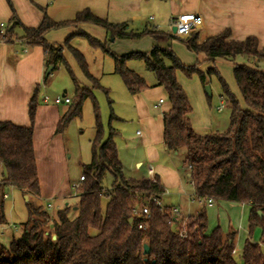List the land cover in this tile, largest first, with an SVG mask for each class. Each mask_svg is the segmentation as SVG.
<instances>
[{
    "label": "trees",
    "instance_id": "16d2710c",
    "mask_svg": "<svg viewBox=\"0 0 264 264\" xmlns=\"http://www.w3.org/2000/svg\"><path fill=\"white\" fill-rule=\"evenodd\" d=\"M84 23L105 29L107 39L101 41L82 30L70 35L64 44L46 39L51 30L78 27ZM17 27L23 29V36L18 35ZM162 34L149 28L132 30L128 23L110 22L88 8L65 21L53 20L44 10L39 26L26 27L12 7L11 18L4 33H0V40L6 44L23 40L21 42L27 49L41 46L45 56L44 80L64 65L74 82L73 97L66 112L60 116L56 131L61 132L73 117L78 116L84 101L91 98L96 135L92 140L91 160L83 165L81 175L84 178L80 181L78 203L59 209L57 219L50 223L48 206L37 199L41 190L33 126L39 105V87L29 102V126L0 120V225L6 223V187H16L31 196V200L26 202L28 218L23 223L22 234L8 246L0 243V264H264L261 249L264 245V69L259 64L264 59V48L259 47L255 36L242 41L231 39L230 29L204 41H199V28L185 38L170 34L171 39L182 41L204 61L212 64L220 59L232 62L235 81L246 104V107L241 105L219 76L223 89L221 98L231 110L229 126L224 132L199 134L191 123L193 108L178 82L177 73L180 71L187 77L198 74L205 81L207 75H218L215 67L204 72L199 68V61L185 64L171 45L162 47L155 44L147 52L121 55L109 47L115 39L150 36L155 41ZM74 35L86 38L91 47L113 57L114 71L122 77L131 94H138L148 85L144 78L128 67L129 60H143L147 69L155 74L157 85L164 87L170 106L163 113L164 145L171 152L184 150L189 179L197 196L211 198L214 202L225 200L249 205V234L256 227L261 230L258 242L246 239L241 263L235 258L236 231L224 233L216 226L206 233L208 217L205 207L187 220L175 216L172 208L157 203L165 191L157 175V182L150 185H147V180L134 182L125 176L112 127L109 136L103 139L99 108L93 93L95 88L101 87L100 82L90 72L84 54L70 45ZM65 48L73 55L91 85L76 77L64 56ZM240 58L253 65L238 62ZM50 67L51 72L47 73ZM63 93L66 95V91ZM114 117L112 113L110 118ZM106 172L113 177L109 189L103 186ZM142 205L149 207L151 215L146 229L138 227V219L133 215V209ZM71 210L77 213L74 217L69 215ZM181 230L186 231L185 237L180 236ZM144 244L149 246L148 253H144Z\"/></svg>",
    "mask_w": 264,
    "mask_h": 264
},
{
    "label": "rangeland",
    "instance_id": "374dc122",
    "mask_svg": "<svg viewBox=\"0 0 264 264\" xmlns=\"http://www.w3.org/2000/svg\"><path fill=\"white\" fill-rule=\"evenodd\" d=\"M144 37L140 39H115L109 43V47L112 52L118 55H121L118 52H147L149 51L146 50L148 49L149 40L146 41ZM175 42L177 45L174 52L180 60L188 65L195 64V62H189L188 53L191 51L186 45L177 39ZM180 48L186 50V55L182 56ZM98 51L103 53L101 50ZM103 54L104 60L101 65L104 75L99 79L101 87L93 90L103 127V139L109 136L112 127L115 132L114 140L118 156L127 178L141 177L147 171L148 165L161 166L165 170V179L172 180L175 172L178 175H182L180 183L169 186L170 195L164 197V202L167 204H179L187 211L195 213L198 204L187 201V193L193 192L194 188L190 179L186 176L187 168L185 169L184 155L166 151L161 141H157L158 139L156 138L158 132L157 123L159 122L155 118H159L163 109L165 110L169 106L164 87L157 85L155 74L147 69L143 60L132 59L128 61V67L144 78L148 87L138 94H131L122 77L114 71L113 57L110 54ZM198 57L199 68L201 70L206 72L208 68L215 67L218 75H207L206 80L202 81L198 74L187 77L184 73L178 71V82L185 90L193 108L191 123L199 134L224 132L229 126L231 110L225 104L224 99L222 100L221 98L223 89L219 76L222 77L241 105L246 107L242 93L235 81L234 65L232 62L222 59L212 64L209 61L202 60L200 56ZM86 60L89 66L90 64L95 66L99 61L91 56ZM238 62H243L250 66L253 65L245 58L238 59ZM259 64L261 69H264V59L259 61ZM75 74L77 75V73ZM206 86L210 87L211 93L206 91ZM65 90L66 95L71 96L74 91V82L66 67L60 65L47 80H43L40 96L47 95L48 101L56 104L55 98L62 96ZM160 98H163L164 102L156 106L155 104ZM222 104L224 106L219 111V107ZM58 105H60L62 111L69 106L68 103ZM146 112L149 117L146 115ZM112 113L115 116L113 119L110 118ZM62 131L65 145V160L67 162V168L66 170L63 169V173L68 174L71 194L68 199L52 201L54 202L53 206L47 207L51 213L50 223L53 219H57V211L63 208L62 204L65 201H69L70 207L78 203L81 185L80 176L83 173V165L89 163L91 160L92 140L96 135L94 106L91 98L84 101L81 113L73 117ZM137 131H141L142 133L137 134ZM137 160L142 161L140 170H136L134 167ZM65 173L63 174V179L58 182V185L63 184V180L65 181ZM112 182L113 177L111 173L106 172L103 186L109 189ZM4 192L7 194L4 198L6 223L0 225V243L8 246L14 238L17 239L21 234L23 223L28 218V211L25 196L19 190L6 187ZM28 200H31V196L29 195ZM105 201L103 204H105ZM206 212L208 217L206 233H210L216 226H219L224 233H228L231 230L236 231L235 258L241 263V251L246 239L254 240L259 238L261 233L260 228L256 227L252 234H249V208L247 205L219 200L215 201L212 207L206 208ZM76 214L72 210L69 212L71 217H74Z\"/></svg>",
    "mask_w": 264,
    "mask_h": 264
},
{
    "label": "crops",
    "instance_id": "0c3cea01",
    "mask_svg": "<svg viewBox=\"0 0 264 264\" xmlns=\"http://www.w3.org/2000/svg\"><path fill=\"white\" fill-rule=\"evenodd\" d=\"M10 4L15 9L21 23L26 27L39 26L44 17V10L53 20L65 21L75 18L78 12L88 8L95 15L108 19L110 22H126L132 30L141 31L149 28L162 32L163 34L155 41L150 36L144 37L146 41L149 40L148 49L146 50H151L155 44H158L162 47L171 45L174 51L177 44L175 42L176 39L170 38L171 32L168 27L170 17L173 14L182 12H194L203 19L202 26L199 28V41H204L209 36L217 35L225 29H230L231 39L242 41L247 37L255 36L258 39L259 47L261 49L264 48V0H0V20L6 25L12 15ZM79 30L101 41L107 39L105 29L90 23H84L78 27L68 26L51 30L46 34V39L52 43L64 44L70 35L77 33ZM16 32L19 36L24 34L23 29L20 27L16 28ZM70 45L80 50L86 59L91 56L99 60L95 66L90 64L89 69L98 80L102 78L104 70L101 64L104 60V54L98 51L101 49L91 47L86 38L78 35H74L71 38ZM25 47L19 41L6 44L0 40V120L29 126L31 124L28 114L29 102L36 87H39L41 94L45 75V56L41 46L28 48V51L24 53L22 50ZM180 49L182 56L186 55V50ZM118 53L125 54L127 52ZM188 54L189 62L196 63L199 61L196 53L191 51ZM64 56L74 74L77 73L78 77L75 74L76 77L79 80L81 77L80 81L90 85V81L84 77L82 72L80 74V68L76 60L66 48L64 49ZM200 58L203 57L200 56ZM71 96L73 97V93ZM71 96L68 97L72 99ZM163 102V98H160L155 105L159 106ZM166 108L165 110L163 109L159 118H155V120L159 122L157 123V141H161L165 150L168 151L163 141V113L170 106ZM67 109L68 107L62 111L60 105L49 102L47 95L39 97V105L33 126V143L41 190L37 199L45 205L50 203L53 206L54 202L52 201L66 200L71 194L68 174L65 172L66 179L62 181L63 184H60L63 186L58 185V182L63 179V169L66 170L67 162L65 160L63 131L57 132L56 130L60 116ZM221 110L222 108L220 109L219 107V111ZM147 112L146 115L149 117ZM192 113L190 118H192ZM149 120L151 121L150 118ZM141 133V131H137V134ZM173 153L184 155V150ZM134 167L136 170H140L142 161H135ZM149 168L153 169L154 174L159 177L161 184L168 192L162 195V206L172 208V213L174 208H178V217L186 219L189 216H196L203 207L206 209L214 205L208 206L205 201L199 200L195 191L187 193V201L198 204L195 213L187 211L179 204L165 203L164 197L170 195L169 186L180 183L183 176L175 172L172 180L165 179V170L161 166L148 165L145 174L141 177L130 179L134 182L146 180L149 175ZM186 168V176L189 178L188 167L185 165ZM12 188L19 190L25 196L27 202L28 194L16 187L12 186ZM68 204L69 201H65L62 206L64 207ZM247 207L250 210V206L247 205ZM22 232L23 228L21 234ZM258 240L259 238H256L253 241L258 242Z\"/></svg>",
    "mask_w": 264,
    "mask_h": 264
},
{
    "label": "built area",
    "instance_id": "2783aa9c",
    "mask_svg": "<svg viewBox=\"0 0 264 264\" xmlns=\"http://www.w3.org/2000/svg\"><path fill=\"white\" fill-rule=\"evenodd\" d=\"M202 23H203V19L199 14L194 13V12H182V13H178V14H173L170 17L169 28H170V32L172 34H174L175 36L186 37L195 29L200 28L202 26ZM6 26L7 25L0 20V33H2V34L4 33ZM173 28H175V31H173ZM21 41H23V40H19V42H21ZM22 51L24 53H26L28 51V49L25 47ZM70 102H71V98L68 96H57L55 98L56 104H61V103H68L69 104ZM223 106L224 105L222 104V106H220V109ZM148 173H149V177L146 179L147 185H150L152 183H156L157 180L155 178V174L153 172V169L149 168ZM83 178L84 177L81 175L80 181L83 180ZM165 193H168V192L165 190L163 194H165ZM145 194H147V193H145ZM196 196H197V194H196ZM197 198L201 201H205L208 206H212L214 204V201L211 198L203 199V198H200L198 196H197ZM157 203L162 206L161 199L158 200ZM47 206L51 207V204L49 203ZM173 214L175 216H177L179 214V209L174 208ZM133 215L138 219V227L140 229H146L148 222L151 218L149 207L147 205L137 206L133 209ZM180 236L185 237L186 231L181 230Z\"/></svg>",
    "mask_w": 264,
    "mask_h": 264
},
{
    "label": "water",
    "instance_id": "95a60500",
    "mask_svg": "<svg viewBox=\"0 0 264 264\" xmlns=\"http://www.w3.org/2000/svg\"><path fill=\"white\" fill-rule=\"evenodd\" d=\"M173 31H175V28H173ZM50 72H51V67L48 68V70H47V73H50ZM206 91L208 93H211V90H210V87L209 86H206ZM63 96H64V93H63ZM130 221H132V218H130ZM261 249L264 252V245L261 246ZM148 252H149V246L147 244H144V253H148Z\"/></svg>",
    "mask_w": 264,
    "mask_h": 264
}]
</instances>
